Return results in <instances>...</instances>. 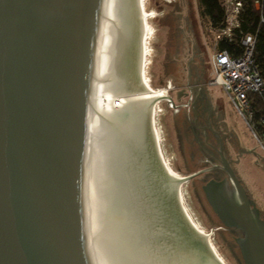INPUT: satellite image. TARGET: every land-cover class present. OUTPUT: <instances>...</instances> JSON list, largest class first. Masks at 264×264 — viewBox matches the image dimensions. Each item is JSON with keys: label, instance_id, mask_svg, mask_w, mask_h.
<instances>
[{"label": "water", "instance_id": "95a60500", "mask_svg": "<svg viewBox=\"0 0 264 264\" xmlns=\"http://www.w3.org/2000/svg\"><path fill=\"white\" fill-rule=\"evenodd\" d=\"M96 3L0 0V264H86L81 172ZM168 238L155 237L145 264H191Z\"/></svg>", "mask_w": 264, "mask_h": 264}, {"label": "rangeland", "instance_id": "374dc122", "mask_svg": "<svg viewBox=\"0 0 264 264\" xmlns=\"http://www.w3.org/2000/svg\"><path fill=\"white\" fill-rule=\"evenodd\" d=\"M146 10L154 16L149 19L153 35L149 41L148 75L152 87L169 89L168 96L172 100L179 96L184 98L182 102L192 97L200 99L205 108L204 119L219 123L221 132L231 136V141L243 148L241 174L248 187L257 192L264 208V149L222 87L212 84L218 40L201 18L197 0H146ZM160 106L158 128L162 139L157 155L149 150L144 153V145L133 147L130 152L136 163H125L129 171L140 167L139 172L132 174L135 183L129 185L134 202L131 214L136 213L138 217L135 221L140 240L136 244L137 258L140 261L145 255L150 257L155 237L167 234L173 243L177 236L179 254L191 264L208 263L207 253L216 256L210 245L216 247L226 264H236L217 232L219 225L213 226L203 215L188 177L197 172L204 161L195 136L198 133L201 137L202 132L196 130L192 108L175 113L166 100H162ZM139 137L141 140L142 134L137 136L138 140ZM150 137L146 142H152ZM144 138L143 134L141 143ZM138 205L140 209L136 210ZM192 230L197 236L190 233ZM200 232L209 235V239ZM170 247L174 252L173 244ZM154 257L160 258L159 255ZM142 263L145 264V260Z\"/></svg>", "mask_w": 264, "mask_h": 264}, {"label": "bare ground", "instance_id": "6f19581e", "mask_svg": "<svg viewBox=\"0 0 264 264\" xmlns=\"http://www.w3.org/2000/svg\"><path fill=\"white\" fill-rule=\"evenodd\" d=\"M95 13L98 22L92 33L88 134L81 172L85 263L143 264L132 241L136 220L129 209L133 204L129 185L135 183L132 174L140 167L129 171L125 163H136L130 152L133 147L144 145V153L157 155L162 139L160 102L170 101L169 89H154L148 75L153 35L149 19L154 16L146 10V0H97ZM147 131L152 142H146V137L141 144ZM210 248L225 263L216 247Z\"/></svg>", "mask_w": 264, "mask_h": 264}, {"label": "flooded vegetation", "instance_id": "af4514ba", "mask_svg": "<svg viewBox=\"0 0 264 264\" xmlns=\"http://www.w3.org/2000/svg\"><path fill=\"white\" fill-rule=\"evenodd\" d=\"M182 100L179 96L168 103L175 113L192 108L196 130L202 132L195 136L204 161L190 183L203 215L213 226L220 224L217 232L236 264H264V208L241 174L245 152L221 132L219 123L204 119L200 99Z\"/></svg>", "mask_w": 264, "mask_h": 264}, {"label": "built area", "instance_id": "2783aa9c", "mask_svg": "<svg viewBox=\"0 0 264 264\" xmlns=\"http://www.w3.org/2000/svg\"><path fill=\"white\" fill-rule=\"evenodd\" d=\"M226 10L225 29L216 32V39L232 40V30L239 27L238 16L243 8L240 0H223ZM257 38L246 35L242 38L243 54H231L228 51H217L213 58V85L222 87L229 96L237 112L243 117L253 135L264 149V114L255 122L254 104L250 94L258 97L264 112V78L256 67L255 48Z\"/></svg>", "mask_w": 264, "mask_h": 264}, {"label": "trees", "instance_id": "16d2710c", "mask_svg": "<svg viewBox=\"0 0 264 264\" xmlns=\"http://www.w3.org/2000/svg\"><path fill=\"white\" fill-rule=\"evenodd\" d=\"M243 8L238 16L239 27L232 30V40L223 38L217 43V49L228 51L231 54L242 55V38L253 35L257 38L255 48L256 67L264 78V0H240ZM201 18H203L216 36L217 31L226 28V10L223 0H197ZM256 111L255 122L264 114L262 104L258 97L250 94Z\"/></svg>", "mask_w": 264, "mask_h": 264}, {"label": "crops", "instance_id": "0c3cea01", "mask_svg": "<svg viewBox=\"0 0 264 264\" xmlns=\"http://www.w3.org/2000/svg\"><path fill=\"white\" fill-rule=\"evenodd\" d=\"M217 51H219L218 49H217ZM224 91V90H223Z\"/></svg>", "mask_w": 264, "mask_h": 264}]
</instances>
